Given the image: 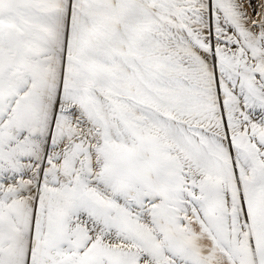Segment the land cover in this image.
<instances>
[{"label":"snow or ice","instance_id":"1","mask_svg":"<svg viewBox=\"0 0 264 264\" xmlns=\"http://www.w3.org/2000/svg\"><path fill=\"white\" fill-rule=\"evenodd\" d=\"M0 264H264V0H0Z\"/></svg>","mask_w":264,"mask_h":264}]
</instances>
